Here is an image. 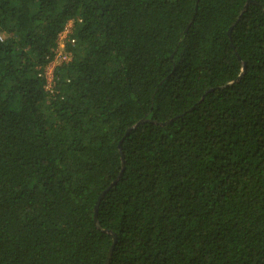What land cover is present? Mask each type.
Here are the masks:
<instances>
[{
  "label": "trees",
  "instance_id": "trees-1",
  "mask_svg": "<svg viewBox=\"0 0 264 264\" xmlns=\"http://www.w3.org/2000/svg\"><path fill=\"white\" fill-rule=\"evenodd\" d=\"M107 262L264 264V0H0V264Z\"/></svg>",
  "mask_w": 264,
  "mask_h": 264
},
{
  "label": "rangeland",
  "instance_id": "rangeland-1",
  "mask_svg": "<svg viewBox=\"0 0 264 264\" xmlns=\"http://www.w3.org/2000/svg\"><path fill=\"white\" fill-rule=\"evenodd\" d=\"M72 27H73V24L71 23L67 29L65 30V32L61 35V39H63L62 41V46H61V51L64 53L65 51V47H66V43L67 41L69 40L70 38V35H71V31H72ZM61 52V53H62ZM61 64V61H56L54 60V62H52L46 69L45 71V75H46V78H47V82H48V86L47 88L48 89H51V87L53 86L52 85V82H53V78H54V72H55V69Z\"/></svg>",
  "mask_w": 264,
  "mask_h": 264
},
{
  "label": "built area",
  "instance_id": "built-area-1",
  "mask_svg": "<svg viewBox=\"0 0 264 264\" xmlns=\"http://www.w3.org/2000/svg\"><path fill=\"white\" fill-rule=\"evenodd\" d=\"M62 41H63V39L60 38V46H59V50H58V53H57L56 58H55L56 61H61V64L65 61L70 60L69 56L61 51Z\"/></svg>",
  "mask_w": 264,
  "mask_h": 264
},
{
  "label": "water",
  "instance_id": "water-1",
  "mask_svg": "<svg viewBox=\"0 0 264 264\" xmlns=\"http://www.w3.org/2000/svg\"><path fill=\"white\" fill-rule=\"evenodd\" d=\"M248 8V5L245 7V10ZM243 68H244V70H245V68H246V66H245V64L243 65ZM144 122V121H143ZM142 122V123H143ZM134 129V128H133ZM122 158H123V160H124V157L122 156ZM100 200H101V198L98 200V202H97V204H96V213H97V209H98V206H99V203H100ZM95 219H96V224L98 225V227H100V225H99V223H98V220H97V216H95ZM107 264H108V262H107Z\"/></svg>",
  "mask_w": 264,
  "mask_h": 264
}]
</instances>
